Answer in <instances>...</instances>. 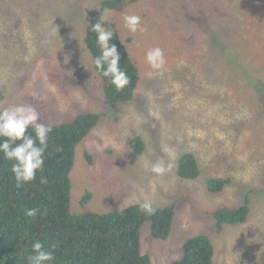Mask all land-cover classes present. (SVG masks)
<instances>
[{"label": "rangeland", "instance_id": "1", "mask_svg": "<svg viewBox=\"0 0 264 264\" xmlns=\"http://www.w3.org/2000/svg\"><path fill=\"white\" fill-rule=\"evenodd\" d=\"M65 1L0 0V28L6 31L1 41L10 35L16 36L7 39L5 59L0 50V91L4 95L0 106L30 104L40 113L41 123L52 125L69 122L86 113L103 115L77 147L73 170L74 206L79 208L86 189L94 193L92 203L88 201L85 207L89 211L123 209L145 199H150L154 207L174 206L175 218L168 240L154 239L150 222L142 229V254L149 255L152 264L179 260L183 244L199 236L209 238L214 249L213 264H264V87H258L259 80L264 84V76L259 77L256 67L248 64L254 54L264 61V39L248 50L254 42H249L245 48V43L236 37L240 26L252 20L264 22V0H223L208 10L209 14L220 17L207 43L217 46L213 52L220 56H225L228 50L234 51L231 61L226 60L232 73H228L223 82V93L218 87L211 89V99L207 81L211 85L212 69L199 71L191 59L181 60L185 65L178 63L172 67L164 51L165 64L160 69H153L145 59L146 52L153 48L150 41H158L155 28L171 21L185 20L184 46L198 50L205 40L201 34L202 23L206 27L211 25L203 11L194 16L171 6L173 10L161 14L163 1L158 6L155 0L153 4L151 0H141L139 16L146 31L135 34L124 27L123 16L138 15L137 11L129 8L113 14L111 18L130 38L129 51L144 74L135 92L136 97L143 89L149 90L150 96L143 106L140 101L113 105L108 102L101 76L83 42L85 15L88 18L96 12L97 6L91 0H71L74 2H70V7L73 3L74 7L64 13L69 7ZM99 1L95 3L98 5ZM144 15L149 17L143 19ZM191 17L194 21L189 20ZM261 29L264 33L263 25ZM158 43L161 49L166 45ZM253 49L255 52L248 58ZM232 76L247 85L249 93L253 89L255 99L263 106L262 110H257L253 99L247 107L249 111L244 109L236 116L254 115L252 127L248 122L240 131L230 125V120L222 113L226 108L224 97L238 89L230 82ZM71 78H85L83 82L74 83L85 84L87 89L81 86L78 94L69 84L64 90ZM218 79L220 85L223 79L220 75ZM193 80L198 82V89L192 86ZM202 83L205 86L202 87ZM151 105H156L160 113L149 119L145 109ZM143 120L149 121L144 129L145 150L129 160L120 151L125 149L133 126ZM110 148L118 153L108 155ZM165 148L170 151L165 152ZM85 152L93 154L90 162ZM188 152L196 156L199 164L200 174L196 180L182 179L178 175V160ZM161 159L171 161L173 167L163 176H156L150 168ZM226 177L231 178V183L221 193L208 191L210 179ZM250 191L252 193L247 194ZM246 195L249 200L246 221L219 227L217 210L237 208Z\"/></svg>", "mask_w": 264, "mask_h": 264}, {"label": "trees", "instance_id": "2", "mask_svg": "<svg viewBox=\"0 0 264 264\" xmlns=\"http://www.w3.org/2000/svg\"><path fill=\"white\" fill-rule=\"evenodd\" d=\"M32 1L27 0L26 3ZM91 1L95 7L97 6V10L88 18L87 14L85 15L86 25L83 30V42L90 51L92 58L100 55L101 49L97 42L96 33L91 30V25L100 22L103 15L104 27L113 32V39L110 42L117 46L121 56L120 67L126 71L130 80L125 88L117 90L109 79L102 77L107 100L112 105L140 101V106H143V103L150 96L149 90L146 91L142 88L143 92H140L136 97L135 91L139 86L141 74L142 76L144 74L139 72L129 51L130 38H128L123 27L111 18L113 14L123 13L129 8L137 11L138 15L142 14V8L139 5L141 0H101L98 5L95 3L96 0ZM155 1L158 2V6L163 1L162 10H159L161 14L167 10H173L171 6L178 7L194 16L200 11L206 14L207 21H210L209 24L211 25L206 27L202 23L201 34L205 40L202 41L201 47L196 51L184 46L186 39L185 20L171 21L170 24L164 23L157 26L158 28H155L154 31L158 41L166 44L165 46L162 45V49L172 67L178 63L185 65V61L181 60L191 59L199 71L212 69L211 85L207 81L208 91L211 94V89L214 91L218 87L217 89L223 93V82L227 80L228 73H232L226 60L230 58L231 61L234 51L228 50L225 56H220L213 52L216 46L207 43L215 25L217 26L215 21L220 17L218 14H209L208 10L223 0ZM24 2H21L19 6H22ZM67 2L69 7L64 13H69V8L74 7V3L70 7V2L74 1L66 0L65 3ZM75 3L79 4L78 2ZM151 3L153 4L152 0ZM153 6L156 8L157 5L154 4ZM25 12L28 14L26 10ZM20 14L22 15V8ZM22 17L24 18L23 15ZM148 17V15L142 16L143 19ZM189 20L194 21V17L189 18ZM262 25L264 26V22L252 20L239 27L236 37L245 43V48L249 42H254L248 46V50L256 47L255 43L259 44L264 39ZM5 32L3 28H0V50H2V58L4 59L7 51V39L16 37L10 35L2 42V35ZM158 41H150V43L153 47H159L161 44ZM254 52V49L251 50L248 58ZM248 64L256 67V73L259 77L264 76V61L256 57V54L248 61ZM219 75L223 79L220 81V85L218 84ZM84 80L85 78H71L67 81L64 90L70 84L71 90L79 94L81 86L83 90H86L87 85L75 84L74 82H83ZM230 82L238 89H235L232 94H226L224 97L226 108L222 113L226 115V119L230 120V125H233L236 130L240 131L248 122L249 127H252L253 114L244 115L241 118H236V116L242 114L241 111L244 109L249 111L247 107L255 99V91L251 89L252 92L249 93L248 89L250 88L244 85L241 80L234 79L233 76ZM191 83L195 89H198L196 87L198 82L193 80ZM203 86L205 85L202 83ZM258 87H264L261 80H259ZM2 98L4 95L0 91V101ZM209 98H212V94ZM254 104L257 110L263 109L257 98ZM0 109H2L1 106ZM157 109L159 108L156 105H151L145 109L148 115L150 110L156 114L155 116L149 115V119L160 113ZM102 117V114L86 113L69 122L47 124L52 127L53 131L49 136L42 173L43 176L47 177L48 183L46 185L39 182L41 173H38L36 181L17 189L14 175L10 171L12 162L3 160V154L0 153V264H28L27 257L32 254V243L36 240H39L46 249L53 242L58 244L54 253L55 264H152L151 257L142 254V229L146 223L150 222L152 237L156 240H168L175 218L174 206L155 207L157 209L155 215L143 213L140 210V203L123 209L116 207L109 212L89 211L85 207L88 201L90 204L92 203L94 193L88 189L81 197L79 208L73 204L72 191L75 187L73 165L76 149L98 125ZM148 120H143L139 125L133 126L130 136L127 135L126 147L120 151L125 158L133 160L144 152L147 140L144 129L149 123ZM154 121L156 122V120ZM29 131L31 132V129ZM89 153L85 152L84 156L91 160L93 154ZM115 153L118 151L113 148L107 152L111 156H114ZM199 174L200 169L196 156L190 152L182 155L178 160L179 177L186 180H196ZM230 183V177L210 179L207 189L211 193H221ZM251 193L252 191L247 194ZM248 204L249 200L246 195L243 203L237 208L217 210L219 211L216 214L218 226L244 222L249 214ZM29 208H39L40 213L35 218H28L25 216V209ZM213 257L214 249L209 238L199 236L187 240L183 244L181 258L170 264H213Z\"/></svg>", "mask_w": 264, "mask_h": 264}, {"label": "clouds", "instance_id": "3", "mask_svg": "<svg viewBox=\"0 0 264 264\" xmlns=\"http://www.w3.org/2000/svg\"><path fill=\"white\" fill-rule=\"evenodd\" d=\"M123 21L124 27L133 34L146 31L139 15L125 14ZM55 28L58 30L57 27ZM91 30L96 33L97 42L101 49L100 55L92 59L93 65L99 72L101 79L102 77L109 79L117 90H122L129 84L130 80L126 71L120 67L121 56L117 46L110 42L113 39V32L104 27L103 15L100 22L91 25ZM145 59L153 69H160L165 64L163 49L158 46L149 49ZM136 66L141 72L137 63ZM149 115L155 116L156 114L150 110ZM52 131L50 125L44 124V121L43 123L40 122V113L30 104H16L0 109V153L3 154V160L12 162L10 171L14 175L17 189L36 181L38 173H41L39 182L42 185L48 183L47 177L43 176L42 173L45 166L48 140ZM164 151L169 152L170 150L165 148ZM76 158L77 149L74 167ZM86 159L89 158L86 157ZM172 167L171 161L166 162L161 159L151 165L150 171L156 176H163L171 171ZM73 191L72 201L74 204ZM140 210L147 215H155L157 211L150 199H145L140 203ZM39 213V208L25 209V216L28 218H35ZM57 247L58 244L53 242L46 249L39 240L34 241L32 254L27 257L28 264H55L54 253Z\"/></svg>", "mask_w": 264, "mask_h": 264}]
</instances>
